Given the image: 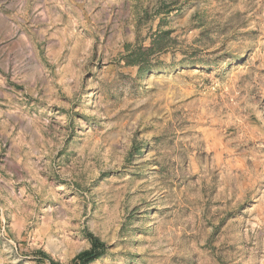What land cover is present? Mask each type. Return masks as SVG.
Returning a JSON list of instances; mask_svg holds the SVG:
<instances>
[{
  "label": "rangeland",
  "instance_id": "obj_1",
  "mask_svg": "<svg viewBox=\"0 0 264 264\" xmlns=\"http://www.w3.org/2000/svg\"><path fill=\"white\" fill-rule=\"evenodd\" d=\"M264 264V0H0V264Z\"/></svg>",
  "mask_w": 264,
  "mask_h": 264
},
{
  "label": "trees",
  "instance_id": "obj_2",
  "mask_svg": "<svg viewBox=\"0 0 264 264\" xmlns=\"http://www.w3.org/2000/svg\"><path fill=\"white\" fill-rule=\"evenodd\" d=\"M92 241V247L89 250L79 253L75 258H73L70 264H89L90 261L96 259L101 255L99 246L101 245L99 239L93 235H90ZM51 264H59L55 261H52Z\"/></svg>",
  "mask_w": 264,
  "mask_h": 264
}]
</instances>
